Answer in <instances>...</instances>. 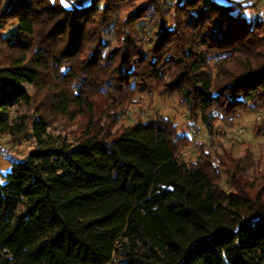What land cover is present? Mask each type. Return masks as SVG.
I'll return each mask as SVG.
<instances>
[{
  "label": "trees",
  "instance_id": "16d2710c",
  "mask_svg": "<svg viewBox=\"0 0 264 264\" xmlns=\"http://www.w3.org/2000/svg\"><path fill=\"white\" fill-rule=\"evenodd\" d=\"M162 1L0 0V108L23 110L17 127L39 143L1 174L0 264H264V173L249 176V149L202 142L187 161L191 139L163 116L114 131L137 96L176 98L210 134L264 112L251 0H173L170 20ZM55 124L67 134L44 146Z\"/></svg>",
  "mask_w": 264,
  "mask_h": 264
},
{
  "label": "rangeland",
  "instance_id": "374dc122",
  "mask_svg": "<svg viewBox=\"0 0 264 264\" xmlns=\"http://www.w3.org/2000/svg\"><path fill=\"white\" fill-rule=\"evenodd\" d=\"M78 2V0H73ZM173 0H163L162 5L166 12V19L170 20L171 8L170 4ZM223 2L225 0H218ZM238 1L243 0H229ZM256 0H251V4H255ZM253 6V5H252ZM253 9V10H252ZM255 7L246 11L248 16H255ZM152 18L153 15L151 14ZM143 28L142 38L148 45L151 39H155L158 32L157 18L154 16L152 20H146L141 23ZM14 30V27H11ZM24 86L32 91V87L28 84ZM0 92H6L4 88H0ZM6 121L5 125H0V183L2 182L1 174L11 170V163L20 161L27 157L28 153L39 146V143L30 137L31 130L23 134L18 129L21 120L20 116L24 112L14 106H5ZM156 116H163L172 120L178 125L181 132L185 133L191 139V145L187 147L180 155V158L187 161L195 162L199 156L198 143L206 142L213 151L219 153L223 149L232 151L235 157L243 158L246 150H250V171L249 176L263 171L264 173V136L256 137L253 130L264 119V112H255L251 114L239 115L230 121L218 120L210 134L209 128L202 123L192 124L189 121L185 107L178 104L176 98L159 97L157 95L137 96L136 103L130 105L121 114V121L114 129L119 130L122 127L133 125L137 120L146 121ZM76 128H74L75 130ZM73 129H70V132ZM67 132L62 130L60 124L48 129V135L43 138L44 146L56 147L59 145V136L65 135ZM68 142H72L74 136L68 133ZM224 188L228 187V180L223 178Z\"/></svg>",
  "mask_w": 264,
  "mask_h": 264
},
{
  "label": "crops",
  "instance_id": "0c3cea01",
  "mask_svg": "<svg viewBox=\"0 0 264 264\" xmlns=\"http://www.w3.org/2000/svg\"><path fill=\"white\" fill-rule=\"evenodd\" d=\"M253 6L255 7V15H264V0H256ZM253 10V9H252Z\"/></svg>",
  "mask_w": 264,
  "mask_h": 264
},
{
  "label": "built area",
  "instance_id": "2783aa9c",
  "mask_svg": "<svg viewBox=\"0 0 264 264\" xmlns=\"http://www.w3.org/2000/svg\"><path fill=\"white\" fill-rule=\"evenodd\" d=\"M82 2H83V0H78L77 3H78V4H82Z\"/></svg>",
  "mask_w": 264,
  "mask_h": 264
}]
</instances>
